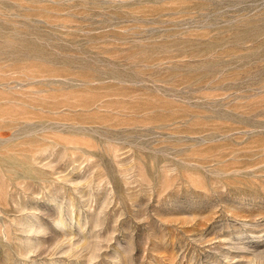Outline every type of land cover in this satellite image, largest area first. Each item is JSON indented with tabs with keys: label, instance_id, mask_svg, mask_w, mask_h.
Instances as JSON below:
<instances>
[{
	"label": "rangeland",
	"instance_id": "374dc122",
	"mask_svg": "<svg viewBox=\"0 0 264 264\" xmlns=\"http://www.w3.org/2000/svg\"><path fill=\"white\" fill-rule=\"evenodd\" d=\"M0 264H264V0H0Z\"/></svg>",
	"mask_w": 264,
	"mask_h": 264
}]
</instances>
